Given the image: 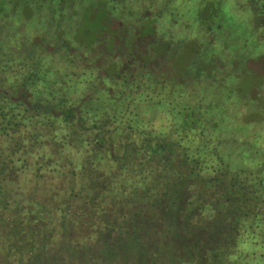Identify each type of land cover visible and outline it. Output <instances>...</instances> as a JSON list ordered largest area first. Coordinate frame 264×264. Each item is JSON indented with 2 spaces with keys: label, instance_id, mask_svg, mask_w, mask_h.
Wrapping results in <instances>:
<instances>
[{
  "label": "trees",
  "instance_id": "1",
  "mask_svg": "<svg viewBox=\"0 0 264 264\" xmlns=\"http://www.w3.org/2000/svg\"><path fill=\"white\" fill-rule=\"evenodd\" d=\"M22 1L0 0V11L12 4L26 22L44 20L32 1ZM251 1L264 27V0ZM45 3L51 12L45 35L0 54V61L11 58L13 77L0 78V264H264V177L232 171L224 161L237 145L243 154L264 156L254 137L236 143L238 129L231 126L255 107L245 100L248 108L218 111L200 129L202 148L214 162L204 166L201 148L190 154L177 130L191 128L200 110L175 112L177 127L162 132L148 125L154 119L150 107L136 108L142 99L125 91L133 70L151 75L158 69L174 77L165 59L173 42L155 29L159 14L151 19L123 5L129 16L123 21L111 0ZM85 23L94 29L82 31ZM151 42L163 49L150 51ZM88 52L104 59L95 63L96 81L74 94L48 60L74 64ZM120 55L131 63L120 64ZM195 57L175 86H194L191 77L198 71L194 88L207 87L202 67L214 59L198 64ZM124 105L129 107L115 109ZM253 224L259 238H243L245 226ZM247 241L259 251L239 248Z\"/></svg>",
  "mask_w": 264,
  "mask_h": 264
},
{
  "label": "rangeland",
  "instance_id": "2",
  "mask_svg": "<svg viewBox=\"0 0 264 264\" xmlns=\"http://www.w3.org/2000/svg\"><path fill=\"white\" fill-rule=\"evenodd\" d=\"M25 1L27 0H23L21 4ZM31 1L33 8L38 9L39 17L44 16L42 22L39 20L33 21L34 23L26 22L20 15V8L15 10L16 7L12 4H7L0 11V54L3 48L27 42L31 37L45 35L48 31L46 23L51 13L48 4L45 0L39 2L28 0L26 3ZM111 2L118 6L122 13L120 19L123 21L129 19L123 5H128L134 14L143 12L151 19L158 17L159 14L154 21L157 24L155 29L163 38L173 42L169 44V53L165 54V59L174 77L158 69H155V73L151 75H148L145 69L133 70L131 75L134 81L125 90L131 97L142 99L136 108L146 111L145 109L149 110L148 107H150L149 112L154 115V119L148 125L162 132H172L177 127V122L173 121L175 112L184 109L200 110V118L191 128H184L182 131L177 128V130L179 136H183L184 144L189 147V153L195 154L197 147H200L204 166H212L214 165V162H211L212 157L205 155L206 152L202 148V140L199 138L200 129L205 124L211 125L212 120L217 118L218 111H221L222 115L226 111L232 114L234 108L243 110L248 108L246 105L248 104L251 109L255 107L253 114H250L252 111L249 110V113L247 112L249 116L246 114L244 118L241 117L239 121L234 120L231 123V126L236 125L237 127H234L238 129L234 132L235 142L242 143L254 137L256 145L264 147V27L259 26L255 20L251 0H111ZM37 3H40L39 6H36ZM24 13L27 14V9ZM54 15L56 19H60V14ZM85 29L91 32L94 27L85 23L82 31ZM188 41H193L196 45L199 43L198 52L188 45ZM162 49L160 42L150 43V51L156 53ZM176 52L178 53L175 54ZM95 53L88 52L86 59L81 56L76 57L74 64L66 63L60 57L48 61L53 64L52 69L56 71L57 79L68 81L70 90L76 94L84 89L89 81H96L95 63L104 58H95ZM193 56H196L193 60L198 61V64H206L214 59L213 63L202 67L205 80L202 78L201 82L206 83L207 87L201 88L199 85L198 88H194L198 86V82L194 79L198 71L193 77L187 73L186 78L191 77L194 86L187 82L184 85L175 86L176 83L184 81L179 77L183 76L184 68L191 62ZM114 58L117 60L116 56ZM10 59L5 56L0 61V78L4 77L5 81L13 79L9 72ZM118 60L120 64H124L131 63L132 59L126 55H120ZM3 65H6V68H3ZM47 66L49 63H46L45 67ZM134 66L136 68V64ZM2 69H5L4 73H1ZM149 76L155 77L156 82H152V79L148 81L146 78ZM245 100L248 102L246 103ZM256 105L259 111L256 110ZM130 107L132 108L133 105L130 104ZM127 108L124 105L123 108L117 106L115 109L126 110ZM241 124L247 129H241ZM207 145V151L212 149L213 143L209 142ZM238 146L234 151L224 154V161L229 169L232 171L245 169L264 177V171L260 170L264 159L261 151L256 155L250 152L243 154ZM77 154L75 149L71 150L73 161L76 160L75 155L79 156ZM204 171L210 173L211 169ZM251 222L248 220V223ZM254 226L255 224L252 227L246 225V232H243L242 237L248 238L255 235L258 239L257 233L260 229ZM249 241L243 242L239 248L259 251V247L252 245Z\"/></svg>",
  "mask_w": 264,
  "mask_h": 264
}]
</instances>
